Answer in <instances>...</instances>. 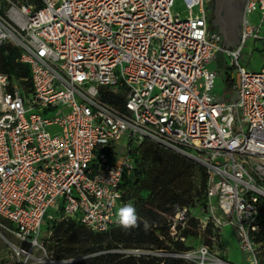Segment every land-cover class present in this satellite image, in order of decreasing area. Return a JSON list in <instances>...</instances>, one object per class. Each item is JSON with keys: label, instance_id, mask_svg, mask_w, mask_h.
<instances>
[{"label": "built area", "instance_id": "obj_1", "mask_svg": "<svg viewBox=\"0 0 264 264\" xmlns=\"http://www.w3.org/2000/svg\"><path fill=\"white\" fill-rule=\"evenodd\" d=\"M212 15L213 0H0V47L30 68L0 71V229L19 264H43L54 212L102 232L136 208L124 183L146 141L206 173L204 201L170 229L193 217L210 243L174 256L236 264L222 239L232 226L244 264H264V64L241 63L249 41L264 52V0L246 1L237 46ZM219 55L229 101L214 91Z\"/></svg>", "mask_w": 264, "mask_h": 264}, {"label": "trees", "instance_id": "obj_2", "mask_svg": "<svg viewBox=\"0 0 264 264\" xmlns=\"http://www.w3.org/2000/svg\"><path fill=\"white\" fill-rule=\"evenodd\" d=\"M6 49H9L8 46L0 47V71L28 76V64L15 59V50H11V56L5 55ZM218 58L226 69V86L229 87L233 82L230 70L222 55ZM197 173L200 183L195 181ZM205 184L206 173L200 164L173 150L146 141L140 149L134 173L124 183L128 193L135 198L138 226L124 229L116 225L106 231L96 232L74 219L54 221L51 239L65 247L57 248L53 257L57 260H74L53 264H186L176 256L134 254L118 249L147 246L146 249L157 248L168 253L190 250L191 247L181 237L188 239L200 235L197 220L189 217L184 226L178 223L174 236L170 225L172 217L183 207L195 206L204 201ZM145 222L148 224L147 229L144 227ZM211 232L209 226L204 233L209 243Z\"/></svg>", "mask_w": 264, "mask_h": 264}, {"label": "rangeland", "instance_id": "obj_3", "mask_svg": "<svg viewBox=\"0 0 264 264\" xmlns=\"http://www.w3.org/2000/svg\"><path fill=\"white\" fill-rule=\"evenodd\" d=\"M229 46H233V45H229ZM241 63L244 66H246L248 69L260 70L262 65L264 64V52L261 50L260 47L255 45V43L249 41L244 48L243 56L241 58ZM216 65L219 66L218 67L219 69H218V76L215 81L214 91L216 94H218V96L223 97L225 100L229 101L233 99V89L230 86L229 87L226 86V69L221 65L219 58H217L216 62H213L211 66L216 67ZM195 181L197 183H200V176L198 173L195 175ZM60 219L61 218L58 216L57 212L56 213L54 212L52 215L48 216L45 219V223L42 229L41 239L44 242V245L47 249V254L44 257L43 264H50L52 263V261L54 263H67L74 260L73 258L57 260L53 257V253L57 248L62 249L65 247V245L57 244L55 241L51 239L52 225L56 221H59ZM1 232L3 231L0 229V264H19L18 257L16 256L15 252L6 243V240L2 237ZM222 239H223L224 247L228 250L227 253L228 259L236 264H244V254L239 249L238 240L234 227L226 226L222 231ZM203 242H208L207 237L205 235H202L201 237L193 236L186 239L185 241L186 245L191 247L192 251H195L198 248V246ZM146 248L147 246H142L141 248L118 249V251L136 253L134 251L137 249L141 251L142 250L151 251L152 249L150 248L149 250V248L148 249ZM152 251L158 253L162 252V250L157 248H153ZM163 255L174 256L171 254H163ZM185 263L194 264V261L185 260Z\"/></svg>", "mask_w": 264, "mask_h": 264}, {"label": "water", "instance_id": "obj_4", "mask_svg": "<svg viewBox=\"0 0 264 264\" xmlns=\"http://www.w3.org/2000/svg\"><path fill=\"white\" fill-rule=\"evenodd\" d=\"M247 0H213L212 24L217 33L223 36V44L237 46L241 41L242 18ZM157 255L171 254L165 251L154 252Z\"/></svg>", "mask_w": 264, "mask_h": 264}, {"label": "clouds", "instance_id": "obj_5", "mask_svg": "<svg viewBox=\"0 0 264 264\" xmlns=\"http://www.w3.org/2000/svg\"><path fill=\"white\" fill-rule=\"evenodd\" d=\"M116 223L124 228L130 229L138 226V216L136 208L132 204H126L118 210ZM145 229L148 228L147 222L144 223ZM251 242L248 244V249L251 250ZM252 264H258V262L253 258Z\"/></svg>", "mask_w": 264, "mask_h": 264}, {"label": "flooded vegetation", "instance_id": "obj_6", "mask_svg": "<svg viewBox=\"0 0 264 264\" xmlns=\"http://www.w3.org/2000/svg\"><path fill=\"white\" fill-rule=\"evenodd\" d=\"M214 17V14L212 15V18Z\"/></svg>", "mask_w": 264, "mask_h": 264}]
</instances>
